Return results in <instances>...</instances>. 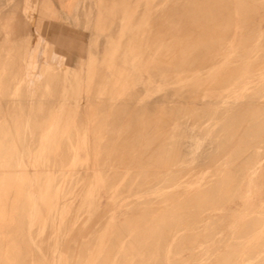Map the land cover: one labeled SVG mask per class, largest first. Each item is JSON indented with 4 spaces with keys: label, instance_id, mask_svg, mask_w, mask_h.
Here are the masks:
<instances>
[{
    "label": "rangeland",
    "instance_id": "374dc122",
    "mask_svg": "<svg viewBox=\"0 0 264 264\" xmlns=\"http://www.w3.org/2000/svg\"><path fill=\"white\" fill-rule=\"evenodd\" d=\"M22 1L0 0V259L264 264V0H54L55 61Z\"/></svg>",
    "mask_w": 264,
    "mask_h": 264
},
{
    "label": "crops",
    "instance_id": "0c3cea01",
    "mask_svg": "<svg viewBox=\"0 0 264 264\" xmlns=\"http://www.w3.org/2000/svg\"><path fill=\"white\" fill-rule=\"evenodd\" d=\"M57 1L59 2V0H57ZM46 10H47V12H46L47 16H46V18H44L46 20H43L42 22L38 21L37 27H40V34L39 35L42 37V39L45 41V43L47 45L46 46V53H45L46 56L49 57L51 60L55 61V59H59L62 56V54H61L62 52L59 49L58 43L54 39L55 36H54L53 32H50V30H49V25H51L55 21H60V19H61L60 15L65 13V11L62 9V6L59 3H58V5H56L54 0H48V4L46 6ZM47 26H48V28H47ZM46 30L49 33L47 35H46V32H45ZM137 71L139 73H141V77H139V79H140L139 84H142L144 86L147 85L145 80H144V75H143L142 70L138 69ZM53 127H55V129H57V126H53ZM48 147H49V143L45 144V149L48 148ZM73 152L75 154L74 155V160H75L74 164L76 165L77 162H78L79 154H78L76 148H75V150ZM127 222H128L129 227H130L136 221L134 219H129V221H127ZM71 259H73V258H70V260ZM104 263H107V262H101V264H104Z\"/></svg>",
    "mask_w": 264,
    "mask_h": 264
},
{
    "label": "bare ground",
    "instance_id": "6f19581e",
    "mask_svg": "<svg viewBox=\"0 0 264 264\" xmlns=\"http://www.w3.org/2000/svg\"><path fill=\"white\" fill-rule=\"evenodd\" d=\"M15 7V6H14ZM18 8V7H17ZM15 9V8H14ZM13 10V9H12ZM18 11H19V9H17ZM31 10H33V6H32V4L31 3H29V2H27L26 0H23L21 3H20V11H21V13L23 14V18L24 19H26V20H29L30 22H31V24H32V28H33V30H34V33H35V35H34V38H35V40H36V42H38V43H45V41L42 39V37L39 35V32H38V29L36 28V24L34 23V21H33V18H32V15H31ZM15 15V14H14ZM18 15V14H17ZM9 16V15H8ZM19 16V15H18ZM43 17L44 18H46V14H44L43 13ZM19 19H21L20 17H19ZM6 21V20H5ZM1 23V22H0ZM4 23V22H3ZM2 23V24H3ZM17 23V22H16ZM15 23V24H16ZM15 26H17V24L15 25ZM29 26V25H28ZM30 28V27H29ZM19 29V28H18ZM30 30H31V28H30ZM28 31V30H27ZM22 32V31H21ZM33 33V34H34ZM32 35V34H31ZM33 36V35H32ZM252 38V37H251ZM13 41V40H12ZM16 41V40H15ZM24 42V41H23ZM35 43V42H34ZM246 43V42H245ZM2 44V43H1ZM241 44V43H240ZM3 45V44H2ZM243 45V44H242ZM5 48V47H4ZM25 48V47H24ZM186 48V47H185ZM6 49V48H5ZM168 49V48H167ZM5 51V50H4ZM24 51V50H23ZM11 51H9V53H10ZM4 54V53H3ZM6 54H8L7 52H6ZM23 55V54H22ZM12 56V55H11ZM21 56V55H20ZM16 57V56H15ZM12 59H13V57H12ZM16 60V59H15ZM12 62V61H11ZM14 63V62H13ZM2 64H5V62L4 63H2ZM16 65V64H15ZM18 65V64H17ZM21 65H22V63H21ZM6 66V65H5ZM20 66V65H19ZM7 68L9 67L8 65L6 66ZM11 67H13V66H11ZM7 69H5V71H6ZM12 70V69H11ZM10 70V72L12 73L13 71H11ZM32 70H33V66H32ZM7 72H8V70H7ZM9 73V72H8ZM10 73V74H11ZM14 73V72H13ZM2 75V74H1ZM6 75H7V73H6ZM6 78V77H5ZM6 79H4V81H5ZM10 80V79H9ZM3 84H5V83H3ZM28 96V95H27ZM26 99V98H25ZM41 103V102H40ZM42 107H40L39 109H41ZM242 109V108H241ZM243 110V109H242ZM245 110H246V108H245ZM249 110V109H248ZM36 111H37V109H36ZM36 111H35V113H36ZM45 113V112H44ZM34 114V113H33ZM42 114V113H41ZM58 114V113H57ZM235 114V113H234ZM27 115V114H26ZM45 115H46V113H45ZM236 115V114H235ZM31 116V115H30ZM35 116H38V115H35ZM47 116V118H48V122H49V116H48V114L46 115ZM43 118H44V114H43V116H42ZM41 116L40 117H37L38 119L40 118V124H41V121H43V119H41L42 118ZM237 118V117H236ZM32 121V120H31ZM36 121H38V120H36ZM44 121H46V118H44ZM43 121V122H44ZM51 121H52V119H51ZM6 122H7V120H6ZM10 122V121H9ZM31 123V122H30ZM45 123H47V121L45 122ZM44 123V124H45ZM50 123V122H49ZM53 123V122H52ZM262 123V122H261ZM11 124V123H10ZM35 124H37V126H39L38 125V123H35ZM34 124V125H35ZM43 124V125H44ZM47 125H49L48 123L46 124V128H47ZM53 125V124H52ZM52 125H50V126H48V129H50L51 130V128H52ZM27 126L28 125H26V128H27ZM36 126V127H37ZM33 129V128H32ZM40 129V128H39ZM42 130V129H41ZM34 131V130H33ZM252 132V131H251ZM30 133V132H29ZM247 136V135H246ZM245 136V137H246ZM69 140H71V139H69ZM73 140V139H72ZM76 143V142H75ZM19 145H21V144H19ZM21 147V146H20ZM107 147V146H106ZM75 148V147H74ZM23 149V147H21V149L19 148L18 149V152H19V154H22L23 152L25 153V151L24 150H22ZM73 151H74V149H73ZM177 156V155H176ZM175 156V157H176ZM174 157V156H173ZM72 157H70L69 158V161L71 160L72 161V159H71ZM66 160V159H65ZM151 165V164H150ZM87 171V170H86ZM161 172V171H160ZM153 175V174H152ZM5 215H6V213H5V210H3V209H0V231H3V229H4V227H3V225H4V223H5V221H7L6 220V218H5ZM133 225V224H132ZM131 225V226H132ZM171 232V231H170ZM0 235H3V233L2 232H0ZM10 238L9 237H4V236H0V247L2 248V247H4L5 245H6V242H8V240H9ZM116 246V245H115ZM14 249V248H13ZM9 250H12V249H9ZM8 250V251H9ZM10 252V251H9ZM24 255V254H23ZM231 255H233V254H231ZM26 255H24V257H25ZM23 257V256H22ZM230 258V257H229ZM24 259V258H23ZM1 264H14L13 262H12V260H11V256H10V254H7L5 257H2L1 259ZM25 260V259H24ZM226 260V259H225ZM228 260V259H227ZM229 261V260H228ZM21 263H23V262H21ZM16 264H18V263H16Z\"/></svg>",
    "mask_w": 264,
    "mask_h": 264
}]
</instances>
